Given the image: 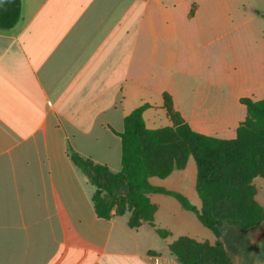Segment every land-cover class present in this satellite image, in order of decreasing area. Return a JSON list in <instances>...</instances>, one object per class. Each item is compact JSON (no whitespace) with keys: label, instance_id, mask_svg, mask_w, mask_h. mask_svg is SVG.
Returning <instances> with one entry per match:
<instances>
[{"label":"crops","instance_id":"obj_1","mask_svg":"<svg viewBox=\"0 0 264 264\" xmlns=\"http://www.w3.org/2000/svg\"><path fill=\"white\" fill-rule=\"evenodd\" d=\"M165 93L193 131L235 139L241 99H264V0H21L0 30V264H181L173 242L216 243L165 194L148 195L155 227L98 217L70 158L120 173L125 118L148 105V129L172 126ZM196 179L191 157L150 183L200 210Z\"/></svg>","mask_w":264,"mask_h":264},{"label":"trees","instance_id":"obj_2","mask_svg":"<svg viewBox=\"0 0 264 264\" xmlns=\"http://www.w3.org/2000/svg\"><path fill=\"white\" fill-rule=\"evenodd\" d=\"M21 15V0H0V30L14 28ZM247 115L232 140L208 137L192 130L175 109L172 97L164 94V108L172 126L151 130L146 127L143 105L124 120L119 134L122 144V170L113 173L75 152L70 153L74 165L86 174L92 173L96 187L93 203L103 219L129 212L128 226L138 229L143 223L154 225L156 206L148 195L165 194L181 207L194 213L200 223L216 237V243L180 238L169 250L181 264H232L228 249L238 243L240 235L264 223V208L256 201L254 180H264V99H241ZM197 168L196 191L202 207L198 210L183 195L156 188L151 178L165 179L175 170H183L189 158ZM128 186V195L118 190ZM163 239L169 236L156 228Z\"/></svg>","mask_w":264,"mask_h":264},{"label":"water","instance_id":"obj_3","mask_svg":"<svg viewBox=\"0 0 264 264\" xmlns=\"http://www.w3.org/2000/svg\"><path fill=\"white\" fill-rule=\"evenodd\" d=\"M86 174L89 178L93 176L92 173L88 170L86 171ZM118 193L119 195L127 196L128 186L124 185L123 187H121L118 190ZM234 250L235 249H233V251ZM238 254L239 264H264V232L253 243L244 247L242 250H239Z\"/></svg>","mask_w":264,"mask_h":264},{"label":"rangeland","instance_id":"obj_4","mask_svg":"<svg viewBox=\"0 0 264 264\" xmlns=\"http://www.w3.org/2000/svg\"><path fill=\"white\" fill-rule=\"evenodd\" d=\"M263 232H264V223L259 228L251 232L240 235L238 239L239 242L234 244L232 248L228 249V252L232 258V264H239V254H238L239 250H242L244 247L253 243ZM233 249L235 250L233 251Z\"/></svg>","mask_w":264,"mask_h":264}]
</instances>
